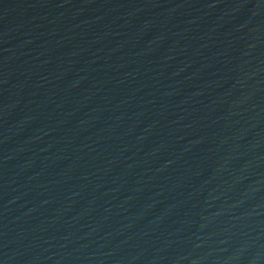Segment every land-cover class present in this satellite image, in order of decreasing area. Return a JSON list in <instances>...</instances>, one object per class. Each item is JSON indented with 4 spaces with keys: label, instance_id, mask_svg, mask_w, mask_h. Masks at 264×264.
I'll return each instance as SVG.
<instances>
[{
    "label": "water",
    "instance_id": "95a60500",
    "mask_svg": "<svg viewBox=\"0 0 264 264\" xmlns=\"http://www.w3.org/2000/svg\"><path fill=\"white\" fill-rule=\"evenodd\" d=\"M0 264H264V0H52L0 60Z\"/></svg>",
    "mask_w": 264,
    "mask_h": 264
}]
</instances>
